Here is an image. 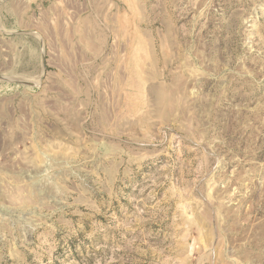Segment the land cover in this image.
Here are the masks:
<instances>
[{
  "label": "rangeland",
  "instance_id": "1",
  "mask_svg": "<svg viewBox=\"0 0 264 264\" xmlns=\"http://www.w3.org/2000/svg\"><path fill=\"white\" fill-rule=\"evenodd\" d=\"M0 264H264V0H0Z\"/></svg>",
  "mask_w": 264,
  "mask_h": 264
}]
</instances>
